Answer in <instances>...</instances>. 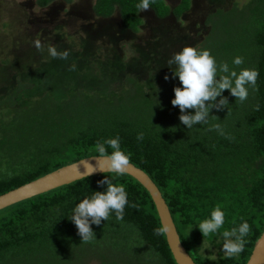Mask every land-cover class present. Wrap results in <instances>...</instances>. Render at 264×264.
I'll return each instance as SVG.
<instances>
[{"label":"trees","instance_id":"16d2710c","mask_svg":"<svg viewBox=\"0 0 264 264\" xmlns=\"http://www.w3.org/2000/svg\"><path fill=\"white\" fill-rule=\"evenodd\" d=\"M61 1L73 0L36 3L46 8ZM137 3L95 0L93 10L101 20L118 14L129 38L145 23ZM191 6L192 0L174 7L155 0L148 10L157 18L180 19ZM206 23L210 32L199 49L209 50L218 64L226 62L237 72L251 68L259 73L257 90H250L245 102L225 90L229 111L213 109L207 125L188 130L179 119V107L171 103L174 88L180 86L178 78L165 79L172 70L145 82L129 76L125 90L109 96L78 89L62 99L46 92L24 103L19 93L26 85L20 83L0 100V195L97 156V142L118 136L130 163L161 191L180 239L197 264H247L264 233V0L216 9ZM237 56L244 58L239 67L232 64ZM215 124L225 135L210 130ZM141 133L143 140H138ZM105 175L125 188L129 205L122 220L113 213L100 226L92 225L96 239L82 243L69 217L80 200L105 190L106 185L99 184ZM217 206L225 213V224L205 238L195 226ZM244 221L251 231L241 254L226 258L220 252L214 260L202 254L206 244L221 247L223 231ZM161 225L151 194L137 179L129 174L88 176L0 210V264H178L166 235L154 234Z\"/></svg>","mask_w":264,"mask_h":264},{"label":"rangeland","instance_id":"374dc122","mask_svg":"<svg viewBox=\"0 0 264 264\" xmlns=\"http://www.w3.org/2000/svg\"><path fill=\"white\" fill-rule=\"evenodd\" d=\"M94 1H72L87 7L89 17L84 18L76 12L69 13L65 3L62 9L60 2L41 8L36 0H0V100L14 92L20 83L26 85L19 93L24 103L46 92L62 99L78 89L108 96L121 94L129 76L145 82L153 74L171 71L167 65L169 58L186 46L199 48L210 32L208 23L192 28L189 18L182 21L183 27L168 19L154 21L153 13L147 10L143 11L145 23L140 32L111 42L105 35H87L83 29L92 21H100L103 28L111 24L113 31L118 30L117 23H111L118 20V14L109 20L95 16L92 19L88 8L93 7ZM205 1L210 10L206 11L208 19L216 9H228L235 2L244 5L247 0ZM167 2L176 6L179 0ZM53 10L58 12L55 16L50 15ZM37 40L41 42V49L35 47ZM49 47H55L58 52L67 50L68 59L51 57ZM222 248L223 245L216 248L206 244L202 254L217 259Z\"/></svg>","mask_w":264,"mask_h":264},{"label":"clouds","instance_id":"9594fccd","mask_svg":"<svg viewBox=\"0 0 264 264\" xmlns=\"http://www.w3.org/2000/svg\"><path fill=\"white\" fill-rule=\"evenodd\" d=\"M155 0H139L136 7L142 12L151 8ZM35 47L41 49V42L35 41ZM48 53L53 58L67 60L69 52H58L55 47H49ZM244 63V58L237 56L232 64L236 67ZM167 65L172 69L171 77L165 79H176L180 81V86L174 88L173 106H178L181 112L179 117L181 123L188 130L196 125H207L213 109L222 111L227 108L229 100L223 96L225 90H230V95L236 101L245 102L250 94V90H257V78L259 73L255 69L241 68L237 72L230 69L228 63H217L216 58L209 50H201L195 46H186L181 51L172 55L167 61ZM75 66H73L74 69ZM220 98L217 100V98ZM192 110V111H189ZM259 110V105H257ZM229 111V109H228ZM210 130L217 131L220 135H225L220 124L212 125ZM138 140H143V134H138ZM109 149L112 151L109 152ZM97 160L95 165L88 159H83L75 166L78 173L90 176L98 170L103 173L124 176L130 166V157L121 148L120 138H109L103 142H97L95 146ZM80 165L84 172H81ZM101 186L106 185L104 191H94L90 197H85L72 210L69 219L77 227L78 235L82 238V243H90L96 239V233L92 225L100 226L102 221H108L114 213L116 219L122 220L126 206L129 205L128 194L121 185L114 184L105 175V179L99 182ZM225 224V213L219 207L211 211L209 218L199 222L198 227L202 235L210 237L217 234ZM193 230V229H192ZM251 231L247 221L242 222L238 227L225 230L222 233V251L226 258H233L241 254L245 249L246 237ZM168 225L164 222L154 229L156 236L166 235ZM214 260V256H209Z\"/></svg>","mask_w":264,"mask_h":264},{"label":"water","instance_id":"95a60500","mask_svg":"<svg viewBox=\"0 0 264 264\" xmlns=\"http://www.w3.org/2000/svg\"><path fill=\"white\" fill-rule=\"evenodd\" d=\"M93 157L95 156H89L83 159H88L91 164L95 165L97 163V160ZM83 159L58 168L55 171H52L42 177H39L16 189L0 195V210L33 198L35 196L41 195L43 193L49 192L61 186L68 185L77 180L86 178L87 176L79 174L78 169L75 167L77 163ZM80 170L81 172H84V168L82 165H80ZM101 173L103 172L98 170L90 176ZM126 174H129L137 179L151 194L158 210L161 223L164 222L168 225V232L166 234V237L176 262L178 264H197L183 245L176 225L173 221L170 209L161 191L153 182V180L145 171H143L133 163H130L129 169ZM247 264H264V233L258 240Z\"/></svg>","mask_w":264,"mask_h":264},{"label":"flooded vegetation","instance_id":"af4514ba","mask_svg":"<svg viewBox=\"0 0 264 264\" xmlns=\"http://www.w3.org/2000/svg\"><path fill=\"white\" fill-rule=\"evenodd\" d=\"M181 1L182 0H179V3ZM64 3L68 4V7H69L68 12L69 13L70 12L71 13L76 12L80 17H84V18L89 17L86 14L87 7H84L83 5H79V4L73 3V2L61 1L60 5H59L60 8L65 9L66 5ZM87 6H89L88 3H87ZM172 7H174V6H172ZM208 7L209 6H207L205 0H192L191 10L188 12H184L180 16V19L177 17H174L172 15L168 16L167 18H157L154 14H152L154 17H152L151 19L154 21H164V20L168 19V20H170L171 23H176L177 25L178 24L180 25V24H182V21H185V19L189 18L191 20L192 28H198L199 26L203 27V25L206 23V19H207V17H206L207 12L206 11H210ZM88 9L91 10L92 19H94L93 16H95V14H94V10H93L92 5H90ZM57 13H58L57 10H53L50 13V15L52 14L55 16ZM200 16H202V18H200ZM37 20L40 21L41 19L39 18ZM107 20H109V19H107ZM112 21H111L112 24L117 23V25L119 26L117 31L112 30V28L110 27L111 24L109 26H106V28H103V23L100 21H92V23L90 22L89 24L84 25L83 29L87 35H93V36L96 35V36H100V37L105 35L108 37V40L111 42H115L117 40H123V38L125 37V30H124L123 25L119 22V20H114L113 22ZM198 21H200L201 23H198ZM181 27H183V26H181ZM127 33H129V32H127ZM131 34H133V33H131ZM113 35H114V40H112Z\"/></svg>","mask_w":264,"mask_h":264}]
</instances>
